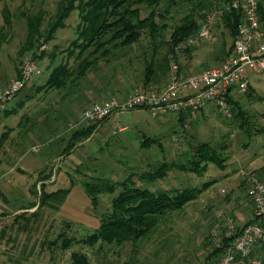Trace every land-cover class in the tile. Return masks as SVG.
<instances>
[{"label": "rangeland", "instance_id": "1", "mask_svg": "<svg viewBox=\"0 0 264 264\" xmlns=\"http://www.w3.org/2000/svg\"><path fill=\"white\" fill-rule=\"evenodd\" d=\"M58 4L59 0H0V28L3 26L2 8H7L11 22V28L0 40L1 84L14 78L23 58L30 55H18L27 33L26 18L41 14L43 30ZM187 7L173 9L169 15L173 19L168 23L175 24L187 13ZM78 23L79 13L74 9L52 39L40 45H45L44 56L38 61L41 74L35 76L0 112V141L4 137L1 136L3 125L13 127L10 133L11 165L16 160L15 167L19 166L18 158L23 161L39 159L44 163V156L49 163L52 162L57 177L54 186L68 189L59 206L42 207L41 217L37 219L41 220L40 224L29 225L28 220L20 219L17 230H12L9 237L13 244L21 237L19 241L25 246L21 245V252H14V256L23 264H72L71 253L82 252L92 262L123 264L129 258V244L105 245L101 250L100 242L84 244L79 241L99 228L102 219L112 210V199L123 187L133 184L154 192L198 189L194 191L196 196L192 201L172 212L168 220L160 223L150 240L141 243L134 264H204L213 248L212 230L221 231V226L226 225V219L216 217L215 212L221 209L224 215L233 218L231 207L236 195L245 207L251 203L238 170H254L264 182V70L247 69L251 90L238 92L232 97L237 104H230L232 116L229 118L210 105L184 127V121L180 122L177 115L153 118L143 110L139 123L112 133L98 146L87 140L77 155L79 162L68 160L66 164L63 161L68 157L65 142L71 132L80 127L77 122L81 111L90 103L101 102L100 99H119L127 91L141 89L140 83L133 80L136 67L128 71L126 66L129 57L135 65L140 64L139 59L135 60L137 47L123 50L124 57H121V50H116L108 61L99 60L87 71L86 78L69 90L45 86L57 65L76 66L80 49L75 44L80 42L76 40ZM168 37L169 31L164 33V38ZM148 42V39L143 40L141 47L146 48ZM232 43L229 31L215 25L211 41L200 42L190 53L178 52L182 72L188 75L218 65ZM87 53L88 50L84 55ZM237 107L251 122V135L239 128L240 119L234 117ZM201 144L211 146L225 158L224 169L209 163L207 170L200 175L187 169L180 170V167L191 166L188 161L193 159V152ZM33 146H39V151H33ZM162 165L169 169L161 171L164 176H159L160 172L156 171ZM17 171L18 168L12 172ZM50 173L54 174L53 170ZM98 181L110 183L115 190L100 194L95 206L83 183ZM207 182L211 184L204 186ZM68 238L73 242L69 248L63 249L62 244ZM53 240L56 245L50 244ZM254 255L262 256L257 251Z\"/></svg>", "mask_w": 264, "mask_h": 264}, {"label": "trees", "instance_id": "2", "mask_svg": "<svg viewBox=\"0 0 264 264\" xmlns=\"http://www.w3.org/2000/svg\"><path fill=\"white\" fill-rule=\"evenodd\" d=\"M230 0H59L56 11L47 26L42 30L41 24L43 16L41 14L26 18L27 33L25 41L18 51L21 57L27 53L34 55L41 44L52 39V35L64 26L65 19L72 10L79 13V23L77 24L78 36L76 47H80L76 55L77 64L70 68L66 65H57L53 68L45 86L48 88L70 89L77 85L82 78H86L87 71L99 60L108 61L116 50H123L129 47H137L135 60L139 59L140 64L135 65L132 58H128L126 66L128 71L134 66L136 73L133 75L134 83H140L141 89L151 88L162 89L169 79V64L175 60L179 66V74L185 75L179 63L178 52L190 53L195 47L187 50L177 49L188 36L198 32L205 16L212 10L222 7ZM77 2V4H76ZM188 6V7H187ZM187 7V13L183 15L175 24H169L168 20L173 18L169 15L173 9ZM3 26L0 28V40L5 37V32L11 28L10 13L7 8H2ZM259 15L264 25L263 0H260ZM242 23V16L239 11L226 13L216 22L215 25L225 27L233 40L237 30ZM169 31V37L164 38V33ZM148 39V46L142 48L143 40ZM233 44V43H232ZM232 47V45H231ZM225 54L223 59L229 54ZM88 53L84 55V52ZM124 57L126 53H122ZM44 51L39 58H43ZM222 59V60H223ZM221 60V61H222ZM52 62V59L50 60ZM125 66V67H126ZM19 68L16 75L19 76ZM251 88L248 85V90ZM68 92V91H67ZM229 103L235 106L237 102L228 97ZM238 109V107H237ZM179 121L183 122L185 116L177 115ZM234 117L240 119L239 128L243 129L246 135H251L252 125L247 116L238 109ZM101 124V121L94 122L71 132L65 146L69 152L77 142L88 138ZM0 141V145H1ZM195 157V158H194ZM224 160L219 153L207 144H201L194 152L193 159L188 161L191 166L180 167V170L200 175L207 170L209 163L220 169H224ZM203 164V165H201ZM164 168V169H163ZM166 165H162L156 173L164 176L161 171L168 170ZM258 175V174H257ZM156 176V177H159ZM207 182L204 186H208ZM245 182L242 179V183ZM86 194L91 198L96 206L98 197L103 193H113L115 188L108 182L98 181L96 183L84 182ZM246 190L247 187L245 186ZM198 190V189H195ZM194 189H172L169 191L154 192L149 189H141L130 184L123 187L111 201V212L102 219L99 228L91 235L83 238L79 242L96 244L100 242L99 248L104 246L125 244L130 245L129 258L123 264H134L141 243L150 240L157 232L160 223L168 220V216L176 210H180L189 201L195 198ZM68 189H58L53 192H45L41 187L39 191V203L37 208L47 206L56 208L65 199ZM247 194V191H246ZM248 196V195H247ZM258 222L254 215L248 223ZM244 224V225H246ZM67 226L69 224L67 223ZM243 226V225H242ZM242 226H236L234 235H225L221 232L223 245L226 246L239 233ZM223 231V230H222ZM62 248L67 249L73 242L72 238L66 239ZM50 244L56 245V241ZM256 250L252 249V255L257 251L264 258V240L255 243ZM99 249V250H100ZM220 249L212 248L207 257V261L219 255ZM100 253V252H99ZM72 264H99L92 262L88 256L82 252L71 253Z\"/></svg>", "mask_w": 264, "mask_h": 264}, {"label": "built area", "instance_id": "3", "mask_svg": "<svg viewBox=\"0 0 264 264\" xmlns=\"http://www.w3.org/2000/svg\"><path fill=\"white\" fill-rule=\"evenodd\" d=\"M259 4L260 0H230L222 7L209 12L198 32L188 36L177 47L187 50L196 47L200 42L211 41L216 22L226 13L239 11L242 23L229 54L218 65L193 74L180 75L177 62L171 60L169 79L162 89H135L125 100L110 98L90 103L81 111L77 124L85 126L102 121L114 113L145 110L153 118L167 114H183L185 116L183 126L187 127L196 119L200 111L210 105L221 115L231 117L228 97L247 91L248 70H264V25L259 15ZM44 50L45 45H42L37 54L24 57L19 68V76L0 86V112L6 109L7 104L35 76L41 74L38 61ZM39 149V146L32 147L35 152ZM238 174L246 184L247 195L258 222L243 225L226 246L223 245L221 231L212 230L213 248L220 249L221 252L204 264H264L263 257L252 255L255 243L264 240V182L251 169H240ZM215 216L226 219L229 234L236 233V225L232 217L224 215L221 209L215 212Z\"/></svg>", "mask_w": 264, "mask_h": 264}, {"label": "crops", "instance_id": "4", "mask_svg": "<svg viewBox=\"0 0 264 264\" xmlns=\"http://www.w3.org/2000/svg\"><path fill=\"white\" fill-rule=\"evenodd\" d=\"M11 78L12 76L7 81ZM4 85L5 83H0V86ZM129 93L130 91L124 93L119 100H125ZM100 101L103 100L100 99ZM141 111L143 110L123 111L112 114L105 121H103L88 138L77 142V144L69 152H67L68 157H65L63 160L64 163L68 160L77 161V155L79 156L82 147L85 145L87 140H90L91 143L98 146L100 142H102L101 140L109 137L112 133L125 130L129 124L139 123L141 119ZM12 128L3 125L4 130L1 135L4 137L2 140V148L0 149V264L24 263L17 259V256H14L13 254L14 252H21L20 248L21 245L25 246L23 245L24 242H20L19 240L21 237H19L16 243L13 244L9 237L11 235V231L17 230V224H19L18 222L22 218H24L25 221L28 220L29 225L36 226L37 224H40L41 220L37 221V219L41 217L42 207H37L41 187L47 193L58 190L54 186L57 177H55L52 162L49 163L44 156L42 158L44 163H41V160L39 159L23 161L22 158H18L20 162L19 166L15 167L16 160L14 161L13 166L11 165L9 153L11 152L10 133ZM6 133L7 136L5 135ZM77 162H79V160ZM17 168V172L19 174H13L12 171ZM51 170H53L54 174L50 173ZM26 176H31L33 179L29 180ZM233 202L235 203L231 207V215L233 216L236 226H242L249 220L253 219L254 214L251 203L248 207H245L244 202H241V198L238 195L233 198ZM221 227V232H224L225 235H229L227 226L224 225ZM22 234V232L19 233L20 236Z\"/></svg>", "mask_w": 264, "mask_h": 264}]
</instances>
